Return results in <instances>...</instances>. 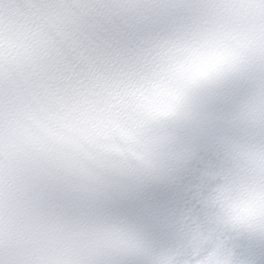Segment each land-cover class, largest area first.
Instances as JSON below:
<instances>
[{
	"label": "snow or ice",
	"instance_id": "1",
	"mask_svg": "<svg viewBox=\"0 0 264 264\" xmlns=\"http://www.w3.org/2000/svg\"><path fill=\"white\" fill-rule=\"evenodd\" d=\"M0 264H264V0H0Z\"/></svg>",
	"mask_w": 264,
	"mask_h": 264
}]
</instances>
